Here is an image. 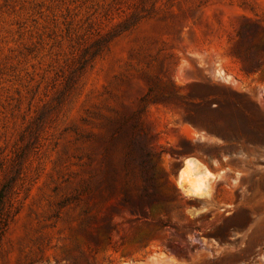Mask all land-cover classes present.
I'll list each match as a JSON object with an SVG mask.
<instances>
[{
    "label": "rangeland",
    "instance_id": "374dc122",
    "mask_svg": "<svg viewBox=\"0 0 264 264\" xmlns=\"http://www.w3.org/2000/svg\"><path fill=\"white\" fill-rule=\"evenodd\" d=\"M0 264H264V0H0Z\"/></svg>",
    "mask_w": 264,
    "mask_h": 264
},
{
    "label": "trees",
    "instance_id": "16d2710c",
    "mask_svg": "<svg viewBox=\"0 0 264 264\" xmlns=\"http://www.w3.org/2000/svg\"><path fill=\"white\" fill-rule=\"evenodd\" d=\"M253 25V24H249ZM243 26L240 30L241 38L245 35V28ZM238 55L243 58L244 55L239 48L237 51ZM259 54H252V57H256ZM228 90L236 98H248V101L256 105L249 97L245 94L239 93L231 88ZM212 107L214 112L222 113L224 111V105L218 97L211 99ZM257 107V105H256ZM186 120L189 121L187 118ZM202 118L196 117L194 121H190L195 127L198 126V122L202 121ZM214 128L219 131L226 132L225 126L218 122H213ZM132 137L128 143L127 155L125 158V171L127 175H134L143 182L142 193L137 201L131 199L129 195L125 197L123 208L126 209L130 215L133 217L131 220L132 223L139 222L141 220H147L149 211L156 208H165L166 204L170 201L175 200V198L169 199L158 191V186L156 184V175L154 172V165L152 163L153 152L151 147L148 144L147 137L149 136L148 131L142 127L140 121H135L132 123ZM209 130V129H208ZM142 131L140 134L139 132ZM221 136V134L219 135ZM224 140H227V137L224 135L221 136ZM114 231V225H110L106 231L105 235H108Z\"/></svg>",
    "mask_w": 264,
    "mask_h": 264
},
{
    "label": "bare ground",
    "instance_id": "6f19581e",
    "mask_svg": "<svg viewBox=\"0 0 264 264\" xmlns=\"http://www.w3.org/2000/svg\"><path fill=\"white\" fill-rule=\"evenodd\" d=\"M191 165L194 163L192 161L189 162ZM180 183L181 186L189 192L191 195L195 196H207L208 195V186L206 184V180L204 179H193L191 172L183 168L180 172Z\"/></svg>",
    "mask_w": 264,
    "mask_h": 264
}]
</instances>
